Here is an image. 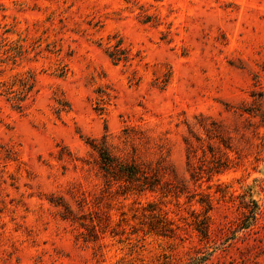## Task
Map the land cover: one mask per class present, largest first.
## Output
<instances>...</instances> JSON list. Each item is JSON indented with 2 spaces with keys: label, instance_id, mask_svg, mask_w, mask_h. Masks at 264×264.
Listing matches in <instances>:
<instances>
[{
  "label": "rangeland",
  "instance_id": "rangeland-1",
  "mask_svg": "<svg viewBox=\"0 0 264 264\" xmlns=\"http://www.w3.org/2000/svg\"><path fill=\"white\" fill-rule=\"evenodd\" d=\"M0 264H264V0H0Z\"/></svg>",
  "mask_w": 264,
  "mask_h": 264
},
{
  "label": "trees",
  "instance_id": "trees-1",
  "mask_svg": "<svg viewBox=\"0 0 264 264\" xmlns=\"http://www.w3.org/2000/svg\"><path fill=\"white\" fill-rule=\"evenodd\" d=\"M92 147L98 152L100 168L106 175H109L114 179L117 178V180L123 179L130 184L135 183L142 187L143 190H154L157 187L160 188V179L152 174L151 170H147L136 164L122 163L108 155L104 148L98 147L97 145H92ZM168 224L167 221L161 220L160 228L162 230H168ZM170 230L171 229H169V231Z\"/></svg>",
  "mask_w": 264,
  "mask_h": 264
}]
</instances>
